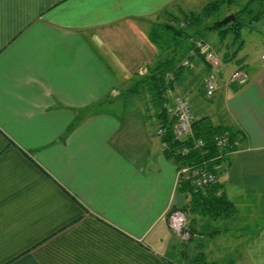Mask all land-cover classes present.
Instances as JSON below:
<instances>
[{
    "label": "crops",
    "instance_id": "obj_1",
    "mask_svg": "<svg viewBox=\"0 0 264 264\" xmlns=\"http://www.w3.org/2000/svg\"><path fill=\"white\" fill-rule=\"evenodd\" d=\"M192 1L0 0V264H188L226 243L242 196L264 199V51L249 80L226 89L231 71L249 62L231 63L228 47L206 44L219 64L202 51L178 80L197 118L214 116L245 137L221 165L220 190L237 209L230 217L191 212L193 193L179 189L157 134L166 119L147 83L137 85L177 51V67L188 57L196 38L164 49L151 35L158 24L184 26L174 11ZM250 19L264 32V15ZM210 71L218 88L208 97ZM137 86L156 129L102 109ZM177 209L189 239L170 226ZM242 250L246 264H264V223Z\"/></svg>",
    "mask_w": 264,
    "mask_h": 264
},
{
    "label": "rangeland",
    "instance_id": "obj_2",
    "mask_svg": "<svg viewBox=\"0 0 264 264\" xmlns=\"http://www.w3.org/2000/svg\"><path fill=\"white\" fill-rule=\"evenodd\" d=\"M207 1L208 0H193L192 2L184 3L180 7L181 10L174 11V16L177 17L178 20H182L184 14L195 13L196 15H202V12L204 10V4ZM219 1L220 0H212V2H217L218 6L216 10L211 14L209 20H206L204 24L212 25L214 22H218L224 19L226 16L229 15V11L239 10L243 8L249 0H234L232 4H230L231 2H229L228 0H224L225 2L223 4L219 3ZM263 7L264 0H258L252 4L253 10L256 11H259ZM254 14L255 11L240 14L241 16L238 15L240 16L238 18L239 21L246 22V25H251L249 30L247 28L249 26L246 25V27L243 26L241 28H232V26H234V23L229 22L216 28L203 29L201 32H198L196 35H194L191 39H201L205 41V44H207V46H210L212 48L214 46L219 45L221 47V52L222 50L224 52V50L228 47L226 53L228 52V54L233 57L231 63H234L236 59L243 58L246 62H249L248 66H245L246 70H255L258 64L261 65L259 58H261V55L264 51V32L259 31L261 30L259 29V25L254 26V20L252 21V19H250L253 17ZM243 19H245V21ZM174 24L178 25V22H175ZM204 24H201V28L204 27ZM161 26L162 25L158 24V26H155L153 31L160 30ZM195 29L196 28H194V30ZM188 31L191 32L192 30L188 29ZM191 39L187 42V44L190 43ZM168 45L169 44H164V49H167ZM171 46L173 47L172 44L169 47ZM180 55L181 52L178 53L179 57ZM224 57L225 56L223 53V58ZM250 63L253 64L255 68L253 67V65L251 66ZM186 77L187 74L185 73L184 78ZM143 91V88H140L137 92H135L137 94L134 95V97L126 95L127 93L125 92V96L123 95V97L119 99V101H117L116 106L104 105L102 109L110 110L114 113L120 114V118L123 121L131 117L132 121H134V123L136 122V124L138 125L145 124L151 129H156V124L151 122V120L148 119L145 114L146 105H144V102L146 97ZM175 94L172 92V90L168 92V97L171 98V101L174 99L173 96H175ZM191 100L192 103L196 101V99L194 100L193 98H191ZM195 111L197 114L200 113L197 110ZM212 118H214V116H212ZM230 130L233 129L230 128ZM242 198L243 199L238 203L239 218L234 221V227H231L230 225L228 229L229 232L224 235L226 236V243H222L220 250L215 249L214 246H211L208 250H206V257L209 262H211L212 260H216L219 264H246V262L244 261L242 249L244 247L245 242L251 239L254 233H256L259 227H261L264 223V219L262 216V213H264V199L261 196L250 197L246 195L242 196ZM247 215H254L257 216V218H247ZM217 223L221 224V222ZM221 255L224 258H222ZM230 259H232V261H230ZM182 263L183 262H181V264Z\"/></svg>",
    "mask_w": 264,
    "mask_h": 264
},
{
    "label": "trees",
    "instance_id": "obj_3",
    "mask_svg": "<svg viewBox=\"0 0 264 264\" xmlns=\"http://www.w3.org/2000/svg\"><path fill=\"white\" fill-rule=\"evenodd\" d=\"M234 1V0H232ZM255 1L258 0H249L246 5L235 11L234 14L236 15V20L232 26V28H241L246 25V22H241L238 20V18L241 16L240 14L250 13L253 12L252 4L255 3ZM263 1V0H262ZM224 0H220L219 3H224ZM218 6L217 2H213L209 4L202 12V15H196L195 13H189L185 14L184 17V26L183 25H175V24H166L164 26L160 27V30L153 31L151 35L152 41L157 44L158 46L163 47L164 44H171L173 45V48L178 49V47H182L185 45V47L188 45L187 42L198 32H201L203 29H209V28H216L218 27L217 23L214 22L212 25L204 24L205 19L210 17L211 14L216 10ZM240 15V16H238ZM264 15V10L261 12H255L253 15V19L261 18ZM201 24H204V27L201 28ZM197 26V27H196ZM194 28H196L194 30ZM188 29H191L192 31H188ZM180 40V41H179ZM179 41V42H178ZM190 47L193 45L192 43H189ZM181 49V48H180ZM179 51L175 53L178 54ZM174 55V56H175ZM170 57L169 59H166L164 61V64L161 63L159 66L160 68L157 70H153V73L149 75L148 77L143 79V82L140 83H147L149 86V94L151 95V100L154 102L155 106L160 110L161 117H164L166 120L163 122V127L167 129L166 136L163 138L166 141L171 142V133H170V127L172 124H169V114L172 108V103L169 102L168 92L172 90L171 88L174 86V83L179 79H181L182 75L185 74L186 68L183 67L181 64L179 67H177L178 55L177 57ZM174 74L175 80L171 81L169 79V75ZM141 88V86H137V91ZM228 130L231 133V136L233 138H240L241 141L245 139L244 136H240V131L238 130H230L229 127L223 126L221 124L214 123L213 119L209 115L202 116L198 118L194 124H193V131L194 135L198 138H203L206 140V149L207 152L205 154L202 153L200 150H193L190 155L187 157H175V161L179 162L182 161L184 163H192L193 161L201 162L203 159H209L215 155L216 152V146L213 142V136L216 133H219L221 131ZM171 146L173 144H170ZM167 151V155L170 158L172 157V154L169 150ZM221 185L215 184L214 186H211L207 189V191L204 193L202 191H195L193 186L186 182L182 181L179 184V189L183 192H190L193 193V198L191 202V212L198 214V215H206L209 218L212 219H218L220 217H230L232 215H235L236 213V207L233 202L228 200L226 196L217 195L218 191H220ZM194 201V203H193ZM171 264H177L174 262H171ZM188 264H219L217 261H211L209 262L206 255L204 253H201L200 255L194 257L191 259V261Z\"/></svg>",
    "mask_w": 264,
    "mask_h": 264
},
{
    "label": "built area",
    "instance_id": "obj_4",
    "mask_svg": "<svg viewBox=\"0 0 264 264\" xmlns=\"http://www.w3.org/2000/svg\"><path fill=\"white\" fill-rule=\"evenodd\" d=\"M205 41L197 39L194 46L188 51V57L182 61L181 65L185 68L192 67V59L197 58L202 51L206 52L207 59L212 66L219 64L214 50H206ZM264 59V55H263ZM169 79L175 80V75L170 74ZM249 80V73L244 65H239L231 71L226 82L225 88L229 89L232 84H243ZM177 88L179 83H174ZM204 90L206 96L211 97L218 88V76L215 72H208L203 78ZM178 92L173 96L172 100V124L170 127L171 142L164 140L167 129L160 126L157 134L163 139V148L169 150L172 157H187L193 150H200L202 153L207 152L205 148L207 143L203 138L194 135L193 124L198 119L197 113L193 107V103L188 90L179 86ZM213 142L216 146L215 155L203 161H193L192 163H177V182L182 181L190 183L195 191L206 192L207 189L219 183L220 172L222 170L223 161L233 152L243 148L240 138H233L228 130L216 133L213 136ZM170 144H173L172 146ZM217 195H222V191H218ZM187 214L182 209L174 210L170 213V226L172 230L183 239L190 238V232L185 230Z\"/></svg>",
    "mask_w": 264,
    "mask_h": 264
},
{
    "label": "water",
    "instance_id": "obj_5",
    "mask_svg": "<svg viewBox=\"0 0 264 264\" xmlns=\"http://www.w3.org/2000/svg\"><path fill=\"white\" fill-rule=\"evenodd\" d=\"M236 20V15L234 13L229 14L228 16H226L224 19L220 20L217 22L218 26L227 24L229 22H233Z\"/></svg>",
    "mask_w": 264,
    "mask_h": 264
}]
</instances>
